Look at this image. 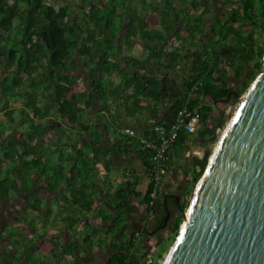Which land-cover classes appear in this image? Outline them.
<instances>
[{
    "label": "trees",
    "instance_id": "trees-1",
    "mask_svg": "<svg viewBox=\"0 0 264 264\" xmlns=\"http://www.w3.org/2000/svg\"><path fill=\"white\" fill-rule=\"evenodd\" d=\"M213 3V0H0V138L4 139L0 144V198L13 200L22 191L28 192L25 205L14 219L34 232L27 234L21 227H8L5 231L12 251L18 252L13 264H18L25 252L36 251V241L47 238V224L54 207L48 206V198L42 196V179H53L52 191L60 184H67L71 192L78 191L66 196L68 201L62 202L55 217L63 220L68 215L72 230L76 231L81 220L74 217L78 216L76 211L90 212L96 202V194L87 193L86 188L98 159L95 153L90 155L94 152L91 145L75 146L66 152L52 149L45 139L53 130L59 143L64 136L71 143L75 140L57 125L56 116L75 123L84 112L80 104L86 94L74 92L75 79L66 74L81 68L79 59L89 71L92 98L106 101L110 95L124 91L132 81L135 89L128 97L132 105L139 108L144 99L154 102L157 108L166 105L163 118L155 116L160 124L174 123L184 108L199 116L197 130L189 133L181 128L172 148L179 156L187 154L190 160L191 179L177 191L183 209H187L209 159V154L199 157L193 154V149L213 145L219 139L217 129H224L229 119L226 108L220 106L236 104L246 88L243 81L246 78L254 81L264 65V0H222L220 14ZM152 14L160 19L156 29L148 22ZM139 41L145 46L146 58L125 60L127 68L136 65L147 73L130 74L121 66L119 44L132 48ZM174 65L179 69L175 70ZM118 76L121 82L108 91L114 84L113 77ZM19 102L21 107H13ZM102 107L106 109L108 105L103 103ZM151 134L152 127L144 136ZM131 138L137 140L149 177L143 202L155 215L154 227L169 230L175 239L184 220L175 200L168 197L167 207L174 218L162 227L167 215L164 197L168 194L162 196V185L159 199L151 205L153 154L142 149L138 135ZM126 186L127 183L118 186L108 194L107 201L113 205L116 217L103 210L104 220L113 221L106 239L94 240L93 232L84 230L81 244L74 236L68 244L53 241L50 256L60 259L78 253L81 246L85 252L89 246H97L108 253L101 264H149L147 259L142 260L147 229L109 242L110 236L126 228L124 220L131 195L139 194H129ZM48 256L34 259L29 256L27 263L53 264ZM163 258L164 252L159 253L153 256L151 264H161Z\"/></svg>",
    "mask_w": 264,
    "mask_h": 264
},
{
    "label": "crops",
    "instance_id": "crops-1",
    "mask_svg": "<svg viewBox=\"0 0 264 264\" xmlns=\"http://www.w3.org/2000/svg\"><path fill=\"white\" fill-rule=\"evenodd\" d=\"M152 14L148 18L151 28L156 29L160 26L157 21L154 20ZM156 21L155 24L153 22ZM145 46L141 41L137 42L134 47L129 48L128 45L119 44L118 57L122 60L121 66L123 69H127L130 74H134L137 71L141 73H147L146 70L141 69L139 66L131 65L127 68L125 59L146 58ZM81 68L77 71L69 70L66 74L74 77L75 85L74 92L85 93L86 97L83 99V103L80 107L83 109V114L80 117L79 122L70 123L68 120H64L60 115L56 116L57 125L61 127L69 135H72L73 143L68 141V137L61 138V142H58V135L55 131L51 130L45 136L48 146L51 145L52 149L61 148L66 152H69L72 147L77 146L81 148L84 145H91V156L96 154L98 157L94 166V173L90 176V181L87 182V193H94L96 202L92 211H76L78 216H74L76 219L80 217L81 220L75 230L69 227L68 215H65L63 220L55 218L60 211L62 202L68 201L70 193H78V191H70L67 184H60L56 191H52L50 185L53 179H42L40 189H43L42 196L48 198V206L54 207V213L49 217L47 224V238L36 241V251L25 252L18 260V264H31L27 263L30 258H37L39 255H49V260L53 261V264H101L103 259L108 258V253L104 248L90 247L87 252L84 251V247L81 246L80 251L74 255H64L60 259L51 257L50 253L53 249V241L68 244L73 241L74 237H77V243L81 244V236L84 234V230L92 231L94 234V240H104L107 238L109 231L112 230L113 221H105V213L103 210L114 214L113 205L107 201L108 194L112 193L114 189L123 184L126 186L127 192L139 193L138 195L132 194L130 207L128 208V215L125 218L126 228L120 232L117 231L115 236H110L109 242L115 241L122 237H127L132 232L141 231L147 229L149 236L150 227L155 226V215L149 211V208L144 204V195L147 192L149 186V177L147 169L145 167V159L143 154L139 150L137 140L125 136L121 133V129L130 128L134 129L138 136L144 135L149 132L152 127V120L163 118L166 112V105H161L157 108L154 102L144 99L139 108L132 105V102L128 97L134 92V82L129 81L124 91L110 95L109 98L104 101H100L98 98L91 97V85L90 74L87 68L83 67V61L79 59ZM174 69L178 70L179 66L174 65ZM121 82V77H113V85L108 87V91L114 90L117 84ZM108 105V108H103L102 104ZM22 104L16 103L13 105L15 108L21 107ZM21 137V136H20ZM4 141L0 138V144ZM179 156L175 150H171L166 161L167 173L163 181L162 196L165 194L171 195L176 193L179 189L186 185L187 181L191 179V169L189 167V159L187 154H181ZM109 161V162H108ZM66 164V163H65ZM69 165V163H67ZM35 178V176H34ZM37 187L33 186V192ZM32 192V193H33ZM62 193V194H60ZM28 192L22 191L20 195H17L13 200H0L5 205L6 203L13 206L14 218L17 215V211L25 205ZM192 198V197H191ZM103 211V212H102ZM12 212L9 211V213ZM3 215V213H2ZM5 215V214H4ZM3 215V216H4ZM116 217V215H115ZM0 220L2 216L0 214ZM15 221V219H14ZM42 226V224H41ZM40 226V227H41ZM8 227L19 228L27 234L33 235L34 232L31 227L22 226L21 223L13 222L11 224L4 225L0 230V264H4V260L13 264V257L18 254L16 251H12V246L9 242L6 230ZM101 231V232H100ZM60 238L58 239L57 237ZM74 236V237H73ZM145 237V238H146Z\"/></svg>",
    "mask_w": 264,
    "mask_h": 264
},
{
    "label": "water",
    "instance_id": "water-1",
    "mask_svg": "<svg viewBox=\"0 0 264 264\" xmlns=\"http://www.w3.org/2000/svg\"><path fill=\"white\" fill-rule=\"evenodd\" d=\"M164 264H264V65L196 185Z\"/></svg>",
    "mask_w": 264,
    "mask_h": 264
},
{
    "label": "built area",
    "instance_id": "built-area-1",
    "mask_svg": "<svg viewBox=\"0 0 264 264\" xmlns=\"http://www.w3.org/2000/svg\"><path fill=\"white\" fill-rule=\"evenodd\" d=\"M198 119V115L193 116L191 111L184 108L178 112L174 123L166 126L154 119L152 120L153 134L149 136H139L142 149L152 152L153 161L155 163L153 175L154 190L151 194V205H155L159 199L158 193L161 191V186L163 185L164 177L167 173L166 161L174 143L178 139L179 131L181 128H184L189 133H194L197 130ZM224 132V129H217L219 139H221L220 136L223 135ZM121 133L131 137L137 135L136 131L130 128L121 129ZM146 259L149 264L153 263V257L147 256Z\"/></svg>",
    "mask_w": 264,
    "mask_h": 264
},
{
    "label": "rangeland",
    "instance_id": "rangeland-1",
    "mask_svg": "<svg viewBox=\"0 0 264 264\" xmlns=\"http://www.w3.org/2000/svg\"><path fill=\"white\" fill-rule=\"evenodd\" d=\"M214 4H215L216 13L220 14L223 11L222 0H215ZM153 17H154L153 19L157 21V24L160 23V19H159L158 15L153 16ZM156 21H154L153 24H155ZM243 83L246 85V88H245L244 94L242 95L240 100L236 104H226L224 106L223 105L220 106V107H225L226 113L229 115V119L227 121V124H226L224 130H226L227 126L229 125L232 118L236 114L238 108L241 105V101H242L244 95L248 92L249 88L251 87L253 80L248 81V79L246 78L243 81ZM221 137H222V135L220 136V138ZM219 141H220V139H218L213 145H208L202 149L201 148H199V149L195 148V149H193V154H196L199 157H204V156H206V154H209V159H210L211 156L213 155ZM209 159H208V162H209ZM178 191H180V189ZM192 198H193V196H192ZM192 198H190V202H189L187 209L189 208V206L191 204ZM11 209H12V212L9 213V211H11ZM2 213H3V215L4 214L5 215L3 216ZM13 213H14L13 206H11V204L8 205L7 203L4 205L2 203V201L0 200V214L2 216V220H0V230L4 225L11 224V223L15 222ZM153 231H154L153 228L150 227V229H149L150 235L145 238L142 260H145L147 258V256L153 257V256H157V254H159V253L164 252V258L161 260V264H164L168 254L170 252V249L173 246L177 237L175 239L174 238L172 239L171 238L172 235L170 234L169 230L159 232L157 235H154V233H152ZM168 240L170 241L169 247L165 251L164 247L167 245ZM0 248H1V244H0ZM105 258L103 259V262L105 261ZM4 264H10V262H8L7 260H4Z\"/></svg>",
    "mask_w": 264,
    "mask_h": 264
},
{
    "label": "flooded vegetation",
    "instance_id": "flooded-vegetation-1",
    "mask_svg": "<svg viewBox=\"0 0 264 264\" xmlns=\"http://www.w3.org/2000/svg\"><path fill=\"white\" fill-rule=\"evenodd\" d=\"M214 1H215V0H213V2H214ZM213 4H214V3H213ZM214 6H215V4H214ZM171 217L174 218V216H171ZM153 230H154V231H153L152 233H154V235H157L159 232H162L161 229H159V228H155V227L153 228Z\"/></svg>",
    "mask_w": 264,
    "mask_h": 264
},
{
    "label": "bare ground",
    "instance_id": "bare-ground-1",
    "mask_svg": "<svg viewBox=\"0 0 264 264\" xmlns=\"http://www.w3.org/2000/svg\"><path fill=\"white\" fill-rule=\"evenodd\" d=\"M254 82V81H253ZM246 96V94L244 95V97ZM244 97H243V99H244ZM243 99H242V101H243ZM242 101H241V103H242ZM233 119V118H232ZM219 144V143H218ZM217 147H218V145H217ZM217 147H216V149H217ZM172 248V247H171Z\"/></svg>",
    "mask_w": 264,
    "mask_h": 264
}]
</instances>
